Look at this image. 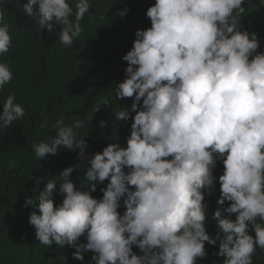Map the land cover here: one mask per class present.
Wrapping results in <instances>:
<instances>
[{
  "label": "clouds",
  "instance_id": "9594fccd",
  "mask_svg": "<svg viewBox=\"0 0 264 264\" xmlns=\"http://www.w3.org/2000/svg\"><path fill=\"white\" fill-rule=\"evenodd\" d=\"M243 4L155 0L147 8L151 26L136 30L122 57L125 78L114 89L116 99L133 98L130 109L114 112L117 121L135 113L126 147L111 142L86 155L88 142L77 135L84 120L73 116L71 123L57 117L55 135L33 142L38 159L61 147L78 150L89 165L84 179L92 182L88 190L77 188L70 179L75 166H69L26 198L25 207L35 209L29 224L39 244L74 248L72 257L81 264L88 251L94 253L89 264H197L207 255L205 244L218 243L222 264H253L257 248L264 250V52L257 51V34L239 26ZM90 7L89 0H76L74 19L69 0H27L22 10L50 34L60 26V43L71 47ZM11 46L0 15V56ZM12 79L9 64L0 62V90ZM2 108L0 128L25 116L14 93ZM217 161L224 171L213 236L206 230L205 195L215 190ZM106 180L102 197L94 198ZM57 189L64 198L54 205Z\"/></svg>",
  "mask_w": 264,
  "mask_h": 264
},
{
  "label": "trees",
  "instance_id": "16d2710c",
  "mask_svg": "<svg viewBox=\"0 0 264 264\" xmlns=\"http://www.w3.org/2000/svg\"><path fill=\"white\" fill-rule=\"evenodd\" d=\"M26 2L0 0V15L12 36V46L0 56V62H7L13 73L12 81L0 90V112L6 97L13 93L16 102L25 108L22 119L7 129L0 128V264H64V261L81 264L72 257L74 248L39 244L34 227L29 224V214L35 209L25 207V200L35 198L48 179L57 177L69 166H75L70 179L76 187L90 189L92 182L84 179L87 160L78 158V150L64 147L55 156L49 154L38 159L32 144L55 135L53 125L57 117L63 116L66 123H71L73 116L84 120L77 135L85 136L88 142L86 155L102 151L111 142L126 147L135 113L130 112L128 121H117L114 112L122 110L121 107L130 109L133 98L116 99L114 89L125 78L127 62L122 57L131 49L136 30L151 26L146 10L155 0H89V13L81 21L84 32L71 47L60 43V26L51 34L39 28L23 12L22 5ZM69 2L74 19L76 0ZM242 6L245 12L239 26L257 34L260 43L257 51L264 52V0H244ZM125 7L129 11L121 18L117 13ZM96 108L99 111L95 112ZM45 120L47 123L42 127ZM101 120L107 122L106 127L99 126ZM223 171L222 161H217L215 190L205 195L206 230L213 236L217 228L212 213L221 207L217 202L218 178ZM107 182L97 184L91 195L101 198V188ZM63 198L58 189L54 190V205L62 203ZM118 211L121 214L125 211L123 200ZM249 234L255 235L251 230ZM80 242H86V235L80 237ZM205 249L206 257L198 258L197 264H222L223 258L216 255L218 243H206ZM133 251L141 254L135 245ZM93 254L85 252L83 264H89ZM253 264H264V250L257 248Z\"/></svg>",
  "mask_w": 264,
  "mask_h": 264
}]
</instances>
